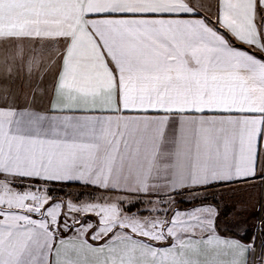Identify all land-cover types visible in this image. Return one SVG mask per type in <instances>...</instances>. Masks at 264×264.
<instances>
[{
  "label": "snow or ice",
  "instance_id": "snow-or-ice-1",
  "mask_svg": "<svg viewBox=\"0 0 264 264\" xmlns=\"http://www.w3.org/2000/svg\"><path fill=\"white\" fill-rule=\"evenodd\" d=\"M255 182L264 0H0V264H251Z\"/></svg>",
  "mask_w": 264,
  "mask_h": 264
},
{
  "label": "crops",
  "instance_id": "crops-1",
  "mask_svg": "<svg viewBox=\"0 0 264 264\" xmlns=\"http://www.w3.org/2000/svg\"><path fill=\"white\" fill-rule=\"evenodd\" d=\"M234 187V192L225 193L224 201L228 203L230 207H243L245 209V211L242 212V216L247 217V232L243 233V242L248 243L253 236L254 224L257 218L259 219V216L252 214L250 210L253 209L258 203H264V185L260 184L259 182H255L249 186ZM179 207L185 208L189 207V205L181 204ZM259 239L260 256L262 258V242H264V236L260 235Z\"/></svg>",
  "mask_w": 264,
  "mask_h": 264
},
{
  "label": "built area",
  "instance_id": "built-area-1",
  "mask_svg": "<svg viewBox=\"0 0 264 264\" xmlns=\"http://www.w3.org/2000/svg\"><path fill=\"white\" fill-rule=\"evenodd\" d=\"M260 229L261 228L258 225V218H257V220L255 222L254 229H253V235L256 236L255 246H254V250L249 253V258H248L249 261L251 262V264H257V262H259L261 260L260 259V239H259Z\"/></svg>",
  "mask_w": 264,
  "mask_h": 264
},
{
  "label": "rangeland",
  "instance_id": "rangeland-1",
  "mask_svg": "<svg viewBox=\"0 0 264 264\" xmlns=\"http://www.w3.org/2000/svg\"><path fill=\"white\" fill-rule=\"evenodd\" d=\"M254 226H255V224H254ZM260 259H261V256H260Z\"/></svg>",
  "mask_w": 264,
  "mask_h": 264
}]
</instances>
